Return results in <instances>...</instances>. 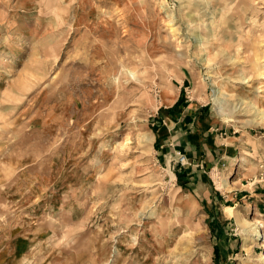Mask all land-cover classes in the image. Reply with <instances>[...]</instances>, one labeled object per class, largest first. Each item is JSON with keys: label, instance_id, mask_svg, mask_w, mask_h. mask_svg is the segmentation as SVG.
Wrapping results in <instances>:
<instances>
[{"label": "rangeland", "instance_id": "rangeland-1", "mask_svg": "<svg viewBox=\"0 0 264 264\" xmlns=\"http://www.w3.org/2000/svg\"><path fill=\"white\" fill-rule=\"evenodd\" d=\"M225 2L0 0V239L31 233L38 264H264V0L231 8L230 48ZM188 104L218 119L209 151L257 138L247 190L160 137Z\"/></svg>", "mask_w": 264, "mask_h": 264}, {"label": "crops", "instance_id": "crops-1", "mask_svg": "<svg viewBox=\"0 0 264 264\" xmlns=\"http://www.w3.org/2000/svg\"><path fill=\"white\" fill-rule=\"evenodd\" d=\"M29 14L32 16V12H29L26 14V17L29 16ZM192 105V106H191ZM181 109L175 110V115H170L171 117H168L166 119L165 124H168V132L166 130V126L163 127L165 129V135L160 133L161 138H166V143H170V145H175L176 147L178 145L179 149L182 148V150H185L188 147H193V156H191L194 161H199L201 159H205L206 164L208 167H211L213 165H218V168L222 170L223 175L231 174L232 172H235V179L229 181V184L232 186H238L240 190H247L246 184L244 183L247 178L252 177L253 169L257 170V163L254 159V157H248V153H252L251 150L254 149V143L256 142V137H254L251 133L249 132H244L241 131L240 129L236 128L235 125L232 126V131L231 133L225 137L223 140L220 142H223L221 146L217 145V147L214 148V150H208L206 149V143H202L204 140V137L202 136V127L205 128L211 125L209 130H214L212 127L213 123L215 122L214 126L218 127L217 124L219 125L218 119L216 121H211L210 123H205L206 121H201V114L202 110L198 106H194L193 104H188L186 106L181 105ZM174 112V111H173ZM177 112V113H176ZM201 119V120H200ZM221 128L223 127V124L220 123ZM218 129V128H217ZM240 135V137H238ZM239 138V139H238ZM241 141V143H240ZM209 143V142H208ZM213 146V145H212ZM247 152L245 157H237L239 155V152L242 151ZM210 152V153H209ZM219 154V156H217ZM249 159V164L248 167L245 166L247 165L246 163L243 162V160ZM223 162L222 164H220ZM255 167H253V165ZM188 169V168H187ZM189 172V169L186 170ZM185 171L184 168L181 166L178 167L177 172L180 174V179L181 181L185 182L187 185L191 186L192 188V193H195L199 195V190L202 192V189L205 188H200V186H204L203 178L200 175V172L192 174V180L189 181L186 178L185 175L187 176V172ZM247 174H246V173ZM257 173V171L255 172ZM241 184H243L244 188L239 187ZM208 188V187H207ZM209 190V189H208ZM206 192V198H208V202L218 204L219 202V196L220 194L218 192L216 193H211L209 190L208 193L207 191H203L204 195ZM222 194V192H221ZM235 194H244L242 192L235 193ZM245 195V194H244ZM256 196L257 197V203H256V208L259 211H264V193L262 194H251V196ZM246 196V195H245ZM237 208L236 206H224V210L226 213V208ZM218 207L215 208L217 210ZM241 212L242 215H244V210H239L238 208L236 209L235 213ZM234 213V217H237ZM227 214V213H226ZM258 214L264 215V213L259 212ZM232 215H227L226 219L229 218L231 219L233 216ZM32 234L30 233L29 235H24L21 234V237L18 236H9L6 237L3 241V239H0V264H38V261L31 259V253L33 255L34 253V247L37 242L35 241V238L31 236ZM39 243H42L44 240H38ZM58 255H59V250H58ZM60 256V255H59ZM61 258V257H58ZM40 264H43L42 262H39ZM58 264H64L61 262H58Z\"/></svg>", "mask_w": 264, "mask_h": 264}, {"label": "bare ground", "instance_id": "bare-ground-1", "mask_svg": "<svg viewBox=\"0 0 264 264\" xmlns=\"http://www.w3.org/2000/svg\"><path fill=\"white\" fill-rule=\"evenodd\" d=\"M237 2L238 0H226L225 2V7H226V13L224 16V27H223V30H224V34L226 36V46L228 48L232 47V42H231V26L234 25L235 28H238L239 26L236 25V19L234 21L231 20V18L233 17V15L230 14V10H232L231 8H234V6L237 5ZM236 15V12H234V16ZM243 45V43H240L239 41V46L241 47ZM250 80V79H249ZM220 92V91H219ZM219 96L216 94L214 99H218ZM229 183V182H227ZM227 212H228V215L229 214H234L235 213V210L233 208H227ZM230 216V215H229ZM233 216V215H232ZM255 223H257L258 225H261L262 224V221L260 219H256ZM239 224H241V219H239ZM264 224V223H263ZM263 247H264V244H263Z\"/></svg>", "mask_w": 264, "mask_h": 264}, {"label": "built area", "instance_id": "built-area-1", "mask_svg": "<svg viewBox=\"0 0 264 264\" xmlns=\"http://www.w3.org/2000/svg\"><path fill=\"white\" fill-rule=\"evenodd\" d=\"M179 160H180L181 162H185V160H186V156H185V155H180V156H179ZM262 168L264 169V165H263ZM261 176H263V178H264V171H263V173H261Z\"/></svg>", "mask_w": 264, "mask_h": 264}]
</instances>
